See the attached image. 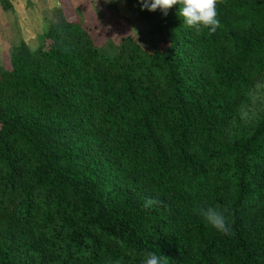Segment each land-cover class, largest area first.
Segmentation results:
<instances>
[{"label":"trees","instance_id":"obj_1","mask_svg":"<svg viewBox=\"0 0 264 264\" xmlns=\"http://www.w3.org/2000/svg\"><path fill=\"white\" fill-rule=\"evenodd\" d=\"M124 2L154 44L96 45L55 8L0 65V264H264V109L244 114L264 95V0H220L212 35L179 5Z\"/></svg>","mask_w":264,"mask_h":264},{"label":"rangeland","instance_id":"obj_2","mask_svg":"<svg viewBox=\"0 0 264 264\" xmlns=\"http://www.w3.org/2000/svg\"><path fill=\"white\" fill-rule=\"evenodd\" d=\"M47 1L48 5L44 4L45 10L36 9L38 15L32 14L36 16L34 20L40 26L37 34H40L47 24L54 21L53 10L57 8L65 18L78 22L99 46H105L108 41L118 42L126 34L133 36L142 46L152 45L159 38L134 9L125 4L124 0ZM33 5V2L28 1L25 6L28 12L36 13ZM30 39L29 41L32 42L30 46L36 45L35 39ZM255 95L244 114L264 109V95L261 92Z\"/></svg>","mask_w":264,"mask_h":264},{"label":"clouds","instance_id":"obj_3","mask_svg":"<svg viewBox=\"0 0 264 264\" xmlns=\"http://www.w3.org/2000/svg\"><path fill=\"white\" fill-rule=\"evenodd\" d=\"M139 2L142 5V10L147 9L150 12L160 10L165 16L173 5H179L178 16L185 25L194 28L197 32L207 29L208 34L212 35L220 26V21L217 18V5L220 0H139ZM262 87L264 85H256L257 89ZM158 204H160L159 200L147 198L143 206L146 209H151ZM197 211L217 232L230 234L231 226L224 211L215 207ZM161 258L162 255L148 252L142 264H161Z\"/></svg>","mask_w":264,"mask_h":264},{"label":"crops","instance_id":"obj_4","mask_svg":"<svg viewBox=\"0 0 264 264\" xmlns=\"http://www.w3.org/2000/svg\"><path fill=\"white\" fill-rule=\"evenodd\" d=\"M28 1L33 2L36 13L27 11L25 6ZM8 2L10 9L3 10L0 5V65L4 67L9 64L11 45L21 40L31 49L37 46L39 35L37 29L40 26L35 22L36 16L33 15H38L37 10H45L44 4L48 5L47 0H8ZM30 38L35 39L36 45L30 46L32 43L29 41Z\"/></svg>","mask_w":264,"mask_h":264}]
</instances>
